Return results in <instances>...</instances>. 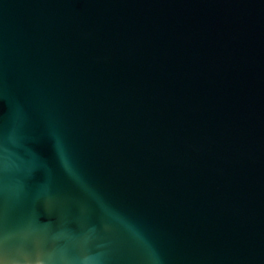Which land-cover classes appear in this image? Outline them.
<instances>
[{
  "label": "water",
  "instance_id": "1",
  "mask_svg": "<svg viewBox=\"0 0 264 264\" xmlns=\"http://www.w3.org/2000/svg\"><path fill=\"white\" fill-rule=\"evenodd\" d=\"M0 264H264V0H0Z\"/></svg>",
  "mask_w": 264,
  "mask_h": 264
}]
</instances>
